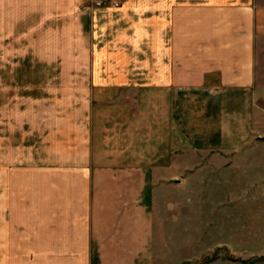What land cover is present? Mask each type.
Returning <instances> with one entry per match:
<instances>
[{"label":"crops","instance_id":"obj_1","mask_svg":"<svg viewBox=\"0 0 264 264\" xmlns=\"http://www.w3.org/2000/svg\"><path fill=\"white\" fill-rule=\"evenodd\" d=\"M120 1L0 0V12L120 15L90 16L112 40L78 69L91 92L75 115L42 117L64 130L35 151L31 104L24 144L0 134V264H154L179 188L203 204L264 198V0Z\"/></svg>","mask_w":264,"mask_h":264},{"label":"rangeland","instance_id":"obj_2","mask_svg":"<svg viewBox=\"0 0 264 264\" xmlns=\"http://www.w3.org/2000/svg\"><path fill=\"white\" fill-rule=\"evenodd\" d=\"M85 1L108 11L121 4L120 0ZM81 8L80 11L0 12L3 148L10 146L11 133L16 136L13 140L16 144H24L25 125L19 123L25 119L29 105L33 106L36 151L41 146L42 133L47 134L52 127L64 130V123L53 119L42 124V117H73L74 106L80 105L76 102L79 96L84 95L81 97L84 99L90 95L89 77L79 75L78 69L90 67L96 48L102 50L112 40L111 36L107 39L99 25L92 31L90 16L101 14L104 23L106 20L117 23L120 15L113 9L111 18L106 19L105 9L97 13ZM117 26L114 24L110 30L118 29ZM262 39L263 44L258 47V82L264 86ZM80 76L83 85L78 84L82 81ZM262 95L264 99V91ZM29 98L33 102H27ZM83 111L88 115L86 108ZM42 126L46 127L44 131ZM56 140L51 139V144ZM244 190L242 195L248 192ZM190 191L188 187L179 188L174 192V203L162 205V223L158 220L156 225L154 264H264V198H251L250 193L237 203L233 201L234 204H203L201 197L193 198ZM214 191L216 196H225L222 186H215Z\"/></svg>","mask_w":264,"mask_h":264},{"label":"built area","instance_id":"obj_3","mask_svg":"<svg viewBox=\"0 0 264 264\" xmlns=\"http://www.w3.org/2000/svg\"><path fill=\"white\" fill-rule=\"evenodd\" d=\"M116 5L118 6V3L116 2Z\"/></svg>","mask_w":264,"mask_h":264}]
</instances>
